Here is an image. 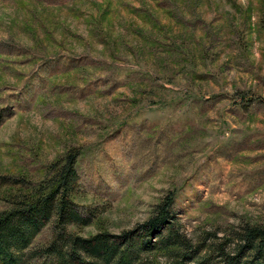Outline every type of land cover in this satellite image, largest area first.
<instances>
[{"label": "rangeland", "instance_id": "1", "mask_svg": "<svg viewBox=\"0 0 264 264\" xmlns=\"http://www.w3.org/2000/svg\"><path fill=\"white\" fill-rule=\"evenodd\" d=\"M73 151L72 234L264 226V0H0V214Z\"/></svg>", "mask_w": 264, "mask_h": 264}, {"label": "trees", "instance_id": "2", "mask_svg": "<svg viewBox=\"0 0 264 264\" xmlns=\"http://www.w3.org/2000/svg\"><path fill=\"white\" fill-rule=\"evenodd\" d=\"M78 155L68 153L50 182L0 214V264H264V226L246 224L224 237L207 233L194 243L171 217L172 196L136 232H104L89 238L72 234L69 227L91 224L73 201L79 188ZM50 222L54 224L51 241L31 250Z\"/></svg>", "mask_w": 264, "mask_h": 264}]
</instances>
